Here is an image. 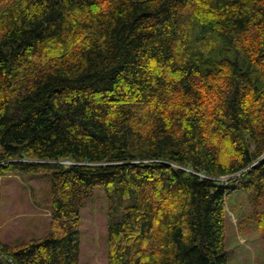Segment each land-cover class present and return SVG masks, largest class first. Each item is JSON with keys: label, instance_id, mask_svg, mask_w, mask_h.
Returning a JSON list of instances; mask_svg holds the SVG:
<instances>
[{"label": "trees", "instance_id": "16d2710c", "mask_svg": "<svg viewBox=\"0 0 264 264\" xmlns=\"http://www.w3.org/2000/svg\"><path fill=\"white\" fill-rule=\"evenodd\" d=\"M26 174L51 200L6 264H94L97 191L106 264H228L243 200L264 241V0H0V180Z\"/></svg>", "mask_w": 264, "mask_h": 264}, {"label": "rangeland", "instance_id": "374dc122", "mask_svg": "<svg viewBox=\"0 0 264 264\" xmlns=\"http://www.w3.org/2000/svg\"><path fill=\"white\" fill-rule=\"evenodd\" d=\"M33 175L26 174L22 178L26 182L28 179L29 184L34 186V196L27 190L28 187L24 190L17 185L21 183L17 175H13L5 185L0 180V233L7 231L16 236L27 226L28 222L23 221L27 217L28 221L35 217L34 206L50 202L49 183L43 179L34 180L37 176ZM241 203L242 207L237 211L227 207L232 224L228 232V264H264V241L257 232L248 202L243 200ZM39 208L37 211L49 214ZM81 223V262L106 264V199L99 191L82 208ZM30 226L31 222L26 228Z\"/></svg>", "mask_w": 264, "mask_h": 264}, {"label": "water", "instance_id": "95a60500", "mask_svg": "<svg viewBox=\"0 0 264 264\" xmlns=\"http://www.w3.org/2000/svg\"><path fill=\"white\" fill-rule=\"evenodd\" d=\"M0 264H6V261L1 254H0Z\"/></svg>", "mask_w": 264, "mask_h": 264}]
</instances>
